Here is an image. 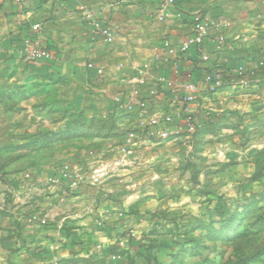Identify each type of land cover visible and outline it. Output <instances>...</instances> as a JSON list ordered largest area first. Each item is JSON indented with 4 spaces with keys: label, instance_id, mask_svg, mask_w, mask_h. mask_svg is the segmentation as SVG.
Instances as JSON below:
<instances>
[{
    "label": "rangeland",
    "instance_id": "374dc122",
    "mask_svg": "<svg viewBox=\"0 0 264 264\" xmlns=\"http://www.w3.org/2000/svg\"><path fill=\"white\" fill-rule=\"evenodd\" d=\"M42 61L22 56L2 59L0 67L13 66L18 79V67ZM84 69L73 78L70 68L66 74L47 69L37 85L15 79L13 90L0 86V264H12L25 246L21 216L41 228L75 210L89 217L90 230L84 234L71 222L80 230L72 241L89 251L106 242L111 249L116 241L130 245V229L136 232L137 248L126 264H264V99L234 120L200 122L197 115L195 132L184 127L179 136L160 140L149 132L162 111L151 113L148 106L145 114L134 111L131 120L114 121L121 111L115 96L132 84L111 99L102 97L88 82L89 64ZM30 98L36 102L29 105ZM131 132L136 139L124 154ZM63 164L76 171L77 187L49 184ZM56 195L62 200L53 205L48 199ZM106 207L116 216L104 220L100 211ZM46 211L48 218L41 213ZM120 211L126 215L117 216ZM33 216L45 224L30 225ZM69 263L96 264L78 258Z\"/></svg>",
    "mask_w": 264,
    "mask_h": 264
},
{
    "label": "crops",
    "instance_id": "0c3cea01",
    "mask_svg": "<svg viewBox=\"0 0 264 264\" xmlns=\"http://www.w3.org/2000/svg\"><path fill=\"white\" fill-rule=\"evenodd\" d=\"M162 2L0 0V61L20 60L23 42L33 34L31 29L35 24L41 25L44 46L52 54L50 60L42 61L38 67H18V79L13 66L5 69L0 67V74L6 77V83L0 82V86L4 84L6 90L10 91L15 89L17 82L29 87L37 85L41 83L40 78L45 76L47 69L66 74L70 68L73 78L75 74L85 72L86 64H92L94 69L87 72L88 82L93 86L91 89H97L96 92H100L102 97L111 99L122 88H128L138 71L145 68H153L156 76L165 77L173 84L184 83L187 73L198 78L202 73L220 70L225 74V86L216 94H200L193 105L200 122L204 119L206 122L219 120L221 116L234 120L248 113L247 105L261 104L260 100L264 99V0H176V6L171 10L172 17L160 21L158 13ZM198 13L211 25L202 51L194 48L180 60L170 57L163 42L170 40L173 45H180L193 34L194 17ZM177 14L181 16L177 17ZM91 19L114 29L116 38L113 44L106 45L101 41L90 24ZM201 53L208 54L210 60L202 62ZM240 67L244 69L243 74L239 73ZM96 78L101 81L95 82ZM95 84L99 85L94 87ZM90 100L93 104V98ZM33 102L36 100L30 98L29 105ZM109 102L113 105L112 101ZM151 110V113L162 111L164 117H177L182 113L181 105L176 104L170 96L155 102ZM27 114L32 113L28 111ZM150 115L146 117L157 118L156 115ZM41 117V113H38L36 118L40 120ZM48 200L55 205L62 199L56 195ZM125 212H117V216H124ZM41 213L47 218L50 216L48 211ZM85 214L90 213L87 210ZM57 216L53 225L49 223L41 228L28 226L24 220L26 216L20 217L25 246L20 254H14L12 264H67L77 258L83 263L126 264L125 260L129 256L131 259L135 253V242L138 240L136 232L131 229L132 235L128 236H133L130 245L124 241L120 245L116 241V249H111L113 243L106 242L89 251L82 241H72L76 231L80 230L69 227L71 222H75L87 234L90 229L86 225V218L89 217L79 215L77 210L71 215ZM100 216L109 220L116 213L106 207L100 211ZM125 227L127 225L122 228ZM108 250L116 252L106 257Z\"/></svg>",
    "mask_w": 264,
    "mask_h": 264
},
{
    "label": "built area",
    "instance_id": "2783aa9c",
    "mask_svg": "<svg viewBox=\"0 0 264 264\" xmlns=\"http://www.w3.org/2000/svg\"><path fill=\"white\" fill-rule=\"evenodd\" d=\"M176 0H163L158 19L165 21L172 17L171 10L175 7ZM177 14V17H180ZM193 34L187 37L180 45L175 46L170 40L163 42V47L170 57L180 60L189 53L192 49L202 51L206 35L211 29L210 22L201 14H196L194 17ZM94 32L100 36L101 41L106 45H111L115 42V31L112 27L104 25L101 21L91 19L90 22ZM32 35L26 37L23 43L22 56H25L31 62H39L41 60L51 59V52L44 46L41 37L42 27L40 24H35L32 29ZM200 59L202 62H208L210 56L201 53ZM90 69H94L92 64H89ZM239 73L243 74V67L239 68ZM185 82L182 84H173L165 77L155 75L153 68H145L139 70L137 77L131 82V90L129 92L121 91L115 96V103L118 108L124 113L137 111L138 113H146L148 106L152 107L155 102H160L168 96L172 97L176 104L181 105L182 113L176 116H167L160 121H153L151 126L153 129L149 132V136L157 137L160 140H168L172 137L182 134L184 127L189 132H195L198 126L197 111L195 105L200 94H216L225 86V74L220 70H212L205 73L201 79L196 80L192 73L185 75ZM177 120V122H176ZM136 139V133L131 132L127 137V147L122 149L124 154L128 153V147ZM93 184L99 182L98 175L92 177ZM49 184L59 186L64 182L71 184L75 188L79 185L78 175L69 164H63L59 167L58 177L49 179ZM40 222V223H38ZM30 225L45 224V221H40L36 216L28 220ZM79 264V263H69Z\"/></svg>",
    "mask_w": 264,
    "mask_h": 264
},
{
    "label": "trees",
    "instance_id": "16d2710c",
    "mask_svg": "<svg viewBox=\"0 0 264 264\" xmlns=\"http://www.w3.org/2000/svg\"><path fill=\"white\" fill-rule=\"evenodd\" d=\"M203 75H204V73L200 74L198 78H197V76H195L194 78L196 80H199L200 78H202ZM116 113L117 114L113 115V118H114V121H118V122H122L124 119H128V118H130L132 116L131 113H124L122 111H117ZM202 130H204V129H202ZM85 132L88 133V135H89L90 132H93V131L91 130L90 127H87ZM106 134H108V133H106ZM106 134L104 136H107Z\"/></svg>",
    "mask_w": 264,
    "mask_h": 264
}]
</instances>
